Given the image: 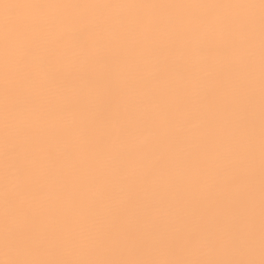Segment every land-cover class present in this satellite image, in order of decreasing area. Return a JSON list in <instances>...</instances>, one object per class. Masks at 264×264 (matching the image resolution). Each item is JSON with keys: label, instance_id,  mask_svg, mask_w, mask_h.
<instances>
[{"label": "clouds", "instance_id": "1", "mask_svg": "<svg viewBox=\"0 0 264 264\" xmlns=\"http://www.w3.org/2000/svg\"><path fill=\"white\" fill-rule=\"evenodd\" d=\"M261 15L42 0L0 32V264H262Z\"/></svg>", "mask_w": 264, "mask_h": 264}, {"label": "bare ground", "instance_id": "2", "mask_svg": "<svg viewBox=\"0 0 264 264\" xmlns=\"http://www.w3.org/2000/svg\"><path fill=\"white\" fill-rule=\"evenodd\" d=\"M42 0H0V32L6 27H18L29 21V7L27 5L39 3ZM61 3H228L234 0H56ZM258 2V0H252ZM5 5H12L9 11H5Z\"/></svg>", "mask_w": 264, "mask_h": 264}, {"label": "snow or ice", "instance_id": "3", "mask_svg": "<svg viewBox=\"0 0 264 264\" xmlns=\"http://www.w3.org/2000/svg\"><path fill=\"white\" fill-rule=\"evenodd\" d=\"M36 6V3L27 5V7ZM7 8L13 7L12 5H5ZM260 7L262 10L261 15V36H262V47H261V121H260V135H261V146H260V226H261V234L264 237V0H260ZM28 23V22H27ZM20 25L18 27L8 26L7 30H10L11 34L21 35L25 30L26 24ZM264 264V261H262Z\"/></svg>", "mask_w": 264, "mask_h": 264}]
</instances>
